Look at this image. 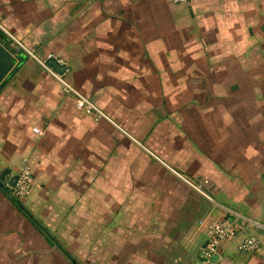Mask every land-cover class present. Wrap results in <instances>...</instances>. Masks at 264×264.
Wrapping results in <instances>:
<instances>
[{"label":"crops","instance_id":"0c3cea01","mask_svg":"<svg viewBox=\"0 0 264 264\" xmlns=\"http://www.w3.org/2000/svg\"><path fill=\"white\" fill-rule=\"evenodd\" d=\"M255 25L264 0H0V27L68 63L101 113L42 68L2 84L0 182L29 168L19 202L55 242L0 190V264H197L221 220L262 229L244 225L212 264H264V82L237 62ZM175 173L207 180L213 202ZM247 237L259 248L242 254Z\"/></svg>","mask_w":264,"mask_h":264},{"label":"built area","instance_id":"2783aa9c","mask_svg":"<svg viewBox=\"0 0 264 264\" xmlns=\"http://www.w3.org/2000/svg\"><path fill=\"white\" fill-rule=\"evenodd\" d=\"M172 1L174 4L177 5H182L187 3V0H172ZM0 30L8 39H10L13 43L21 47V45L10 34L4 31L1 27ZM21 49L24 50L32 58H34V56H32L29 52H27V50L23 49L22 47ZM34 59L43 68V70L47 75H49L59 85L62 86L65 93L77 99V103H76L77 108L79 109L83 108L87 113H96L99 116H101V113L94 106H92L85 98H83L75 90H73L63 79L62 75L67 73V69H66L67 66L62 61H60L59 59L57 60L56 58L51 56H48L46 60H43L42 62L36 58ZM48 59L55 60L59 66L64 68V72L62 75L55 74L51 69H49L45 65V62ZM35 133L38 132L35 130ZM15 177L16 180L13 186L10 185L11 180L3 181L2 185L6 189L10 197L20 201L23 198H26L30 194L32 180H31V174L29 168L27 166L21 167ZM177 177L183 180L194 192L199 194L208 202L211 203L213 202L212 197L208 193L207 180L194 184L181 178L179 175H177ZM244 225H247L255 229H262V226H260L257 222L251 220L245 222V224L242 223L240 224L236 221H229V220L213 221L208 226V235H209L208 242L203 250L202 257L197 264H212L213 258L219 257L221 247L228 241L235 239L236 236L239 234V232L242 230V227H244ZM258 248H259L258 241L254 237H247L239 244L238 251L242 254H247V253L255 252Z\"/></svg>","mask_w":264,"mask_h":264},{"label":"rangeland","instance_id":"374dc122","mask_svg":"<svg viewBox=\"0 0 264 264\" xmlns=\"http://www.w3.org/2000/svg\"><path fill=\"white\" fill-rule=\"evenodd\" d=\"M260 29H261L260 25L259 26L255 25V30H254V32H255V42H254V47H253V50H252L251 54L249 53L250 57H245V54H244V58L242 56L241 57H237V62H238V65L240 66V68H246V67H244L245 62H248L250 60L252 61V64H253V66L251 67L252 70H250V72H247L248 74L246 73V74H243L241 76L243 79H245L246 82H249V83L250 82H254V83L255 82L256 83L264 82V46L262 47V44H264V41H263L264 40V32H261ZM8 34H10V33H8ZM11 36L21 45V47L23 49H26L24 47V44L22 43V41L17 39L14 35H11ZM3 45L13 55H15L17 57H19V56L20 57H22V56L24 57V55H26L28 60L26 62H24L23 65H20L19 68H42L34 58H36V59H38V60H40L42 62L43 60H46V58L48 56L54 57L57 60L59 59L66 66L68 64L62 58L60 59L59 57H55V56H53V54H48L46 57L44 56V57L38 58V56L36 55V51L33 50V52L32 51L29 52L28 49H26L27 52H29L32 56H34V58H32L24 50H22L20 46H18L15 43H13L10 39L4 40L3 41ZM254 94L255 95L253 96V98L259 100L261 95H259L256 91H254ZM256 96H259V97L256 98Z\"/></svg>","mask_w":264,"mask_h":264},{"label":"water","instance_id":"95a60500","mask_svg":"<svg viewBox=\"0 0 264 264\" xmlns=\"http://www.w3.org/2000/svg\"><path fill=\"white\" fill-rule=\"evenodd\" d=\"M19 64V57L13 55L2 43H0V86L6 81L14 69L19 66ZM45 65L57 75H62L64 72V68L59 66L53 59H48L45 62ZM15 180L16 177L12 178L10 182L11 186L14 185ZM215 260H217V258H214L212 262Z\"/></svg>","mask_w":264,"mask_h":264},{"label":"trees","instance_id":"16d2710c","mask_svg":"<svg viewBox=\"0 0 264 264\" xmlns=\"http://www.w3.org/2000/svg\"><path fill=\"white\" fill-rule=\"evenodd\" d=\"M6 40L7 38H6V36L0 31V43H2L3 44V41L4 40ZM24 59L25 58H23V57H20L19 56V60H20V64L21 63H23L24 62ZM19 64V65H20ZM17 68H19V66L18 67H16V69ZM16 69H14V71L16 70ZM13 71V72H14ZM12 72V73H13ZM11 73V74H12ZM10 74V75H11ZM9 75V76H10ZM2 86V85H1ZM1 86H0V88H1ZM0 190L9 198V200L13 203V205L15 206V208L19 211V212H21L32 224H33V226L37 229V230H39L45 237H46V239L49 241V242H55L54 241V239L51 237V235H49L48 234V232L46 231V229L43 227V226H41L38 222H36L33 218H32V216L29 214V212L23 207V205L19 202V200H15L14 198H12V197H10L9 196V194H8V192L6 191V189L3 187V185L1 184V182H0Z\"/></svg>","mask_w":264,"mask_h":264}]
</instances>
